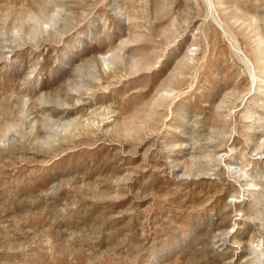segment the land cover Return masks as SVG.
I'll return each instance as SVG.
<instances>
[{
  "label": "rangeland",
  "instance_id": "rangeland-1",
  "mask_svg": "<svg viewBox=\"0 0 264 264\" xmlns=\"http://www.w3.org/2000/svg\"><path fill=\"white\" fill-rule=\"evenodd\" d=\"M0 264H264V0H0Z\"/></svg>",
  "mask_w": 264,
  "mask_h": 264
}]
</instances>
